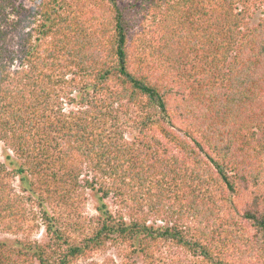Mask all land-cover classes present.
Wrapping results in <instances>:
<instances>
[{
	"label": "trees",
	"instance_id": "16d2710c",
	"mask_svg": "<svg viewBox=\"0 0 264 264\" xmlns=\"http://www.w3.org/2000/svg\"><path fill=\"white\" fill-rule=\"evenodd\" d=\"M148 18L185 54L147 60ZM261 107L264 0H0V228L25 233L0 238V264L120 246L139 262L86 264H169L173 248L188 264H264V194L234 200L258 184L244 157L264 159ZM40 227L44 241L28 237Z\"/></svg>",
	"mask_w": 264,
	"mask_h": 264
},
{
	"label": "rangeland",
	"instance_id": "374dc122",
	"mask_svg": "<svg viewBox=\"0 0 264 264\" xmlns=\"http://www.w3.org/2000/svg\"><path fill=\"white\" fill-rule=\"evenodd\" d=\"M26 4H29L28 1H25ZM256 13L254 14V16L252 17V23H255L257 20V16L259 15L258 10L255 11ZM158 20V19H157ZM157 20H152L151 18L145 19L138 30V36L140 38V49L143 53V56L147 59V60H153L156 61V63L154 62V64H157L158 61L163 60V58L165 59H171L174 60L182 55H184L185 53L183 52H179L178 50H180V45L179 42L177 40V38H171L169 37V33L168 36H166V32L164 31V26H163V31L162 29L159 28V25L162 24L160 23V21ZM161 34H164V37H166L165 40H162L161 38ZM182 43L186 42L185 38H182L181 41ZM136 45V42H135ZM187 44H184L183 46H186ZM157 81H160L161 77L156 76ZM262 111L264 112V108H262ZM260 109V110H261ZM252 130V129H251ZM256 135L255 138L256 140H258V144L261 143L262 139L264 138V134L262 132V129L256 128ZM246 145H249L248 143L244 145V147H246ZM3 152H4V146L3 143L0 142V160H3ZM263 154L258 155L255 153H252L251 151L248 153V155H246L245 160H244V166L248 168V171L257 166V168L260 170V173L258 174L259 178H258V184L253 186L255 183H253V181L250 183H248V187H244L242 188V192L240 193V195H238L237 197L234 198L235 200V204L236 207L240 210V211H244L246 208H256V204L255 202L259 203L260 202H264V195L262 196V199L258 198L257 200L253 199V194L252 192L254 191L255 193H262L264 194V165H263ZM248 164L247 166L245 164ZM259 166V167H258ZM251 171V170H250ZM257 174V173H256ZM15 184H17L15 182ZM107 203L109 204V207L111 208V210L113 212H117L119 209V207H117L115 205L114 199L113 198H108L106 199ZM251 203H253V205H250ZM97 204V200L95 198V196L93 195V193L89 190L86 191L85 193V198L84 200H82V202L80 203V208L79 211L83 214L81 215L82 217H90V216H94L96 215L97 211L95 210V206ZM259 208H262L259 205ZM125 210V209H124ZM236 218H238V215H235ZM23 237H25V233H22L21 231H7L4 229L0 228V238H8L10 240L13 239H22ZM28 237H30L31 239H36L38 241H44L45 240V232L43 227H40L38 230H35L31 233L28 234ZM168 250V249H167ZM128 248L120 246L118 248H107L106 250L99 252V253H95L93 255L92 258L86 260V261H79L78 264H86L90 261L93 262H103L105 260H107L108 258H113L114 260H117V262H122L123 260H126L125 258H129L128 260L130 262H139V257L133 253L130 252V255H128V257H126V253H128ZM172 252V256L171 254L167 251V255L165 257V261L169 264H175V256L180 258L183 262V264H188V260L190 259L189 255L185 254V252H183L180 249L177 248H173L171 249ZM129 254V253H128ZM182 264V263H181Z\"/></svg>",
	"mask_w": 264,
	"mask_h": 264
}]
</instances>
